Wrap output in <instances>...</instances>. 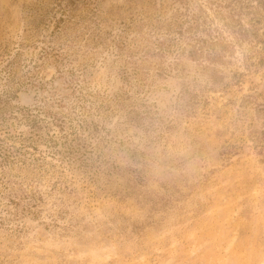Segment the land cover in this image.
<instances>
[{
    "label": "rangeland",
    "instance_id": "rangeland-1",
    "mask_svg": "<svg viewBox=\"0 0 264 264\" xmlns=\"http://www.w3.org/2000/svg\"><path fill=\"white\" fill-rule=\"evenodd\" d=\"M0 264H264V0H0Z\"/></svg>",
    "mask_w": 264,
    "mask_h": 264
}]
</instances>
